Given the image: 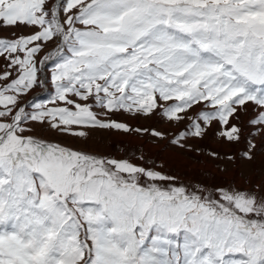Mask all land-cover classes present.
Returning a JSON list of instances; mask_svg holds the SVG:
<instances>
[{
    "label": "snow or ice",
    "instance_id": "1",
    "mask_svg": "<svg viewBox=\"0 0 264 264\" xmlns=\"http://www.w3.org/2000/svg\"><path fill=\"white\" fill-rule=\"evenodd\" d=\"M119 114L239 145L204 154L252 175L176 184L73 146L166 138ZM261 164L264 0H0V264H264Z\"/></svg>",
    "mask_w": 264,
    "mask_h": 264
},
{
    "label": "rangeland",
    "instance_id": "2",
    "mask_svg": "<svg viewBox=\"0 0 264 264\" xmlns=\"http://www.w3.org/2000/svg\"><path fill=\"white\" fill-rule=\"evenodd\" d=\"M39 89H37L38 91ZM36 91V90H35ZM36 93V92H35ZM53 94L50 86L44 97H37V101L47 100ZM121 122H127L133 128L155 129L166 133L165 139L152 137L149 133L137 132H98L87 142H76L73 146L82 148L89 153L112 156L117 159L128 158L145 167L156 166L165 174L177 177L176 184L209 185L228 184L230 182L243 183L252 175L251 169L241 164L239 169L225 160L213 159L204 153L218 152L221 156L226 153H235L240 149L239 145L230 146L221 144L214 136H207L202 141L189 143L202 149V152H186L171 145L168 139L173 135L174 129L166 122L155 119L132 118L126 114L114 117ZM38 135L41 133L37 132ZM56 140L69 139L55 137ZM143 155L144 159L139 157ZM264 168V164H261Z\"/></svg>",
    "mask_w": 264,
    "mask_h": 264
}]
</instances>
